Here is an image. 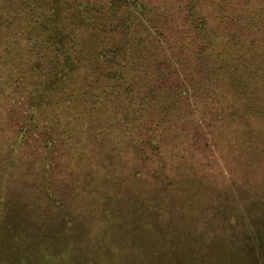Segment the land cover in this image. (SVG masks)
<instances>
[{"label":"rangeland","instance_id":"obj_1","mask_svg":"<svg viewBox=\"0 0 264 264\" xmlns=\"http://www.w3.org/2000/svg\"><path fill=\"white\" fill-rule=\"evenodd\" d=\"M230 1L0 0V264H264V113L217 91L264 78V3Z\"/></svg>","mask_w":264,"mask_h":264},{"label":"trees","instance_id":"obj_2","mask_svg":"<svg viewBox=\"0 0 264 264\" xmlns=\"http://www.w3.org/2000/svg\"><path fill=\"white\" fill-rule=\"evenodd\" d=\"M12 1V0H11ZM211 1V0H210ZM238 1V0H236ZM250 3H256L254 2L255 0H247ZM215 3H232L230 0H215ZM261 3H264V0H262ZM224 7V6H223ZM210 36L208 37L209 42L211 44L218 46L220 43H226V39H221L219 40L218 37H216L213 34H209ZM228 41H232L234 37H227ZM212 73L213 72H218L219 74L221 72L224 73H230L231 71L236 70L234 66L232 65L231 62H223L222 60H212ZM242 72L246 74L245 79H236L233 77V75H230L229 80L225 75H220L221 79L226 81V84L223 83L224 85H221L217 89L218 93H221L222 96H227L230 104L233 105L237 101V96L241 98H246L248 102L252 104H248L247 106L249 108L254 107V109H260L261 112L264 113V89L260 88L257 86V83H262L264 86V78L260 73H257L254 71L251 67H244L240 69ZM117 75H114L113 78H116ZM118 78V76H117ZM117 81L118 80H114Z\"/></svg>","mask_w":264,"mask_h":264}]
</instances>
